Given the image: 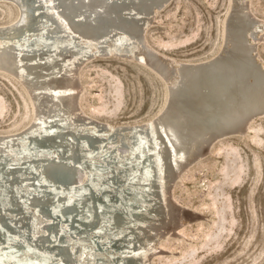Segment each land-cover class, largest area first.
<instances>
[{
	"label": "bare ground",
	"instance_id": "bare-ground-1",
	"mask_svg": "<svg viewBox=\"0 0 264 264\" xmlns=\"http://www.w3.org/2000/svg\"><path fill=\"white\" fill-rule=\"evenodd\" d=\"M171 1L0 0L16 8L0 23V73L32 106L24 127L0 132V264H152L162 255L154 240L195 218L171 193L176 179L264 118L261 20L249 0H231L221 46L198 60L146 40ZM112 56L166 83L150 119L113 123L82 110L81 69Z\"/></svg>",
	"mask_w": 264,
	"mask_h": 264
},
{
	"label": "rangeland",
	"instance_id": "rangeland-1",
	"mask_svg": "<svg viewBox=\"0 0 264 264\" xmlns=\"http://www.w3.org/2000/svg\"><path fill=\"white\" fill-rule=\"evenodd\" d=\"M230 3L172 0L155 13L146 40L179 60L210 57L221 46ZM249 8L261 20L257 50L264 60V0H249ZM15 16V6L0 3V23ZM88 65L80 72V106L87 114L95 108L99 118L113 123L144 121L166 100V83L133 58H96ZM0 101V132L18 130L31 120L29 94L18 80L1 73ZM250 125L244 135L214 143L176 179L171 193L180 209L193 210L195 218L181 217L175 237L165 232L154 240L162 255L153 256L152 264H264V118Z\"/></svg>",
	"mask_w": 264,
	"mask_h": 264
}]
</instances>
